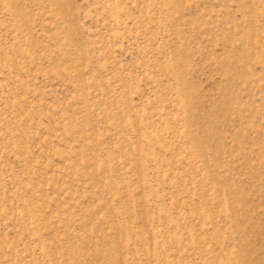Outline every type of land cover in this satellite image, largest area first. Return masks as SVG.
Wrapping results in <instances>:
<instances>
[{"label": "rangeland", "instance_id": "rangeland-1", "mask_svg": "<svg viewBox=\"0 0 264 264\" xmlns=\"http://www.w3.org/2000/svg\"><path fill=\"white\" fill-rule=\"evenodd\" d=\"M0 264H264V0H0Z\"/></svg>", "mask_w": 264, "mask_h": 264}]
</instances>
